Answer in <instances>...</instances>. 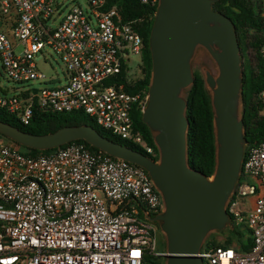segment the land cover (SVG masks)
I'll list each match as a JSON object with an SVG mask.
<instances>
[{
    "label": "built area",
    "instance_id": "2783aa9c",
    "mask_svg": "<svg viewBox=\"0 0 264 264\" xmlns=\"http://www.w3.org/2000/svg\"><path fill=\"white\" fill-rule=\"evenodd\" d=\"M153 7L159 0H138ZM87 9L64 11L62 0H0V66L22 83L43 80L34 57L54 52L66 69L59 87L28 89L0 98L26 125L33 106L82 112L100 129L154 150L134 132L131 104L138 98L117 81L129 55L140 57L143 39L109 0H86ZM259 53L264 61V42ZM127 68V66H126ZM259 99L264 105V90ZM264 113V112H263ZM224 210L246 227L247 252L202 246L205 264H264V140L240 163ZM252 197L248 205L241 199ZM163 200L140 166L69 142L30 156L0 139V264H145L157 251L154 218Z\"/></svg>",
    "mask_w": 264,
    "mask_h": 264
},
{
    "label": "water",
    "instance_id": "95a60500",
    "mask_svg": "<svg viewBox=\"0 0 264 264\" xmlns=\"http://www.w3.org/2000/svg\"><path fill=\"white\" fill-rule=\"evenodd\" d=\"M213 23L217 24L215 30L210 26ZM209 38L220 46L223 54L220 76L214 78L206 73L204 77L205 86L216 87L211 99L216 155L213 181L187 163V99L181 95L193 81L187 62L190 45ZM149 45L152 78L142 121L152 133V129L157 131L153 135L159 151L157 163L137 150L101 136L89 126L34 137L0 123V134L12 141L19 139L11 132L37 140L31 142L38 145L29 144V148L40 150L84 140L114 158L142 167L167 208L166 213L154 218L167 235L165 264H203L198 256L203 232L207 228H220L228 221L224 206L241 163L242 147L237 148V140L242 125L241 121L234 123L228 110L229 101L240 90V47L232 22L212 10L210 0H159Z\"/></svg>",
    "mask_w": 264,
    "mask_h": 264
},
{
    "label": "trees",
    "instance_id": "16d2710c",
    "mask_svg": "<svg viewBox=\"0 0 264 264\" xmlns=\"http://www.w3.org/2000/svg\"><path fill=\"white\" fill-rule=\"evenodd\" d=\"M258 0H210L211 9L226 16L233 25L234 34L240 47L241 58L243 57L242 47L249 55V63L241 62L240 76V98L242 102V157L244 160L248 150L264 140V105L259 99V94L264 90V61L260 56L259 48L264 42V15ZM115 4L124 21L136 19L133 25L136 32L143 39V48L140 54L139 71L140 77L128 81L127 68L122 66L117 76V81L123 83L125 91L138 98L131 104L130 118L134 132H137L154 150V155H148L137 146L111 135L103 129L93 125H85L81 119L85 116L82 112H53L33 106L32 115L26 125L19 121L17 111H10L9 105L0 104V123L10 126L16 131L34 137H44L57 133L64 128L79 126L92 127L101 136L122 144L147 156L152 162L159 161V151L154 142V136L149 128L142 121V114L147 104V96L152 78V59L150 52V34L155 21L158 4L153 7L142 5L138 0H109V5ZM192 84L187 92V109L185 115L188 120L186 131L187 140V163L201 173L205 178L210 179L215 172V134L214 114L211 98L206 89L204 78L196 71L192 73ZM21 96H25L22 94ZM3 98V97H0ZM91 120V119H90ZM92 121V120H91ZM5 137L0 134V138ZM72 142L84 144L90 152L101 151L84 140ZM69 143V142H68ZM67 143L48 149H35L22 145L21 152L30 156L50 153ZM238 180V179H237ZM227 235L225 239L216 246L213 243H206L204 246L220 247L223 249L233 248L238 252L250 250L252 239L246 227L235 226L230 220L224 225ZM236 243L237 246L233 247ZM164 247H159V253L164 252ZM166 259L162 254L147 255L145 264H165Z\"/></svg>",
    "mask_w": 264,
    "mask_h": 264
},
{
    "label": "rangeland",
    "instance_id": "374dc122",
    "mask_svg": "<svg viewBox=\"0 0 264 264\" xmlns=\"http://www.w3.org/2000/svg\"><path fill=\"white\" fill-rule=\"evenodd\" d=\"M64 4V11H67L73 7H79L83 11L87 9L86 0H62ZM257 2L260 3V8L262 9V14L264 15V0H258ZM211 28L215 30L217 24H210ZM220 33H223L224 30L222 28L219 29ZM243 57L241 58L240 55V65L241 62L249 63L248 54L251 55V51H246L244 47H242ZM222 50L220 46L215 43L212 39H198L195 40L189 48V55H188V65L190 68L191 73L194 71L198 72L203 78L205 77L206 73H210L214 78H217L221 74V59H222ZM139 62L140 57L138 55H129L128 59L126 60L127 72L126 76L128 81H133L140 77L139 71ZM34 63L36 65V69L43 74V80H31L28 82L22 83H15L9 80L6 75L4 74L3 70L0 66V97H11L14 95H20L27 91L28 89H41L44 87H59L66 82V69L58 55L52 52L49 49H42L39 53H37L34 57ZM188 88L184 89L182 92L183 97L186 98ZM206 89L210 95V98L213 99L215 95L216 87H209L206 84ZM238 99H239V107H238V115L237 120L241 121L242 117V102L240 98V94L238 92ZM82 123L85 125H93L95 124L90 120L88 116H83L81 119ZM153 130V135L157 133L155 129ZM13 136H15L19 141H12L9 137H1L0 139L3 142H7L8 144L14 145L21 151L20 141L25 142V147H30L29 144L38 145L36 142L37 140H28L18 135L14 132H11ZM241 134H242V127L240 128L238 140H237V148L241 150L242 141H241ZM214 177L210 178V181H213ZM252 198V197H251ZM250 197L241 199V202L245 205H248L250 202ZM167 208L165 203L163 202L162 212L163 214L166 213ZM154 224L155 236L157 240V251H159V247H164V252H160L163 256L167 250V235L163 231L160 222H151ZM224 225L220 228H207L204 230L200 247L205 245L206 243H213L214 245L218 246L222 241L225 239L227 235V231L224 228ZM237 244L234 243L233 247H236ZM205 264V261H203Z\"/></svg>",
    "mask_w": 264,
    "mask_h": 264
},
{
    "label": "bare ground",
    "instance_id": "6f19581e",
    "mask_svg": "<svg viewBox=\"0 0 264 264\" xmlns=\"http://www.w3.org/2000/svg\"><path fill=\"white\" fill-rule=\"evenodd\" d=\"M182 92H181V95H182ZM238 107H239V99H238V92H236L228 103V110H229L231 117L234 120V123L238 122V120H237V115L239 112Z\"/></svg>",
    "mask_w": 264,
    "mask_h": 264
}]
</instances>
